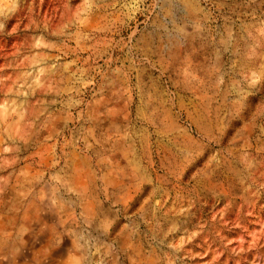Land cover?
<instances>
[{
	"label": "rangeland",
	"instance_id": "obj_1",
	"mask_svg": "<svg viewBox=\"0 0 264 264\" xmlns=\"http://www.w3.org/2000/svg\"><path fill=\"white\" fill-rule=\"evenodd\" d=\"M0 264H264V0H0Z\"/></svg>",
	"mask_w": 264,
	"mask_h": 264
}]
</instances>
